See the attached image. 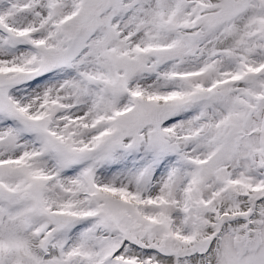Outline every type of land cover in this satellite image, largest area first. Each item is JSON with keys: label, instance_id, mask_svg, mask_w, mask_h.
I'll use <instances>...</instances> for the list:
<instances>
[{"label": "snow or ice", "instance_id": "6c2138e0", "mask_svg": "<svg viewBox=\"0 0 264 264\" xmlns=\"http://www.w3.org/2000/svg\"><path fill=\"white\" fill-rule=\"evenodd\" d=\"M0 264H264V0H0Z\"/></svg>", "mask_w": 264, "mask_h": 264}]
</instances>
